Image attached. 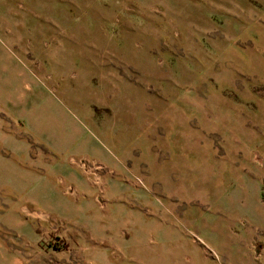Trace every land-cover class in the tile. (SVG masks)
I'll use <instances>...</instances> for the list:
<instances>
[{
  "label": "rangeland",
  "instance_id": "obj_1",
  "mask_svg": "<svg viewBox=\"0 0 264 264\" xmlns=\"http://www.w3.org/2000/svg\"><path fill=\"white\" fill-rule=\"evenodd\" d=\"M0 59V264H264V0H0Z\"/></svg>",
  "mask_w": 264,
  "mask_h": 264
},
{
  "label": "crops",
  "instance_id": "obj_2",
  "mask_svg": "<svg viewBox=\"0 0 264 264\" xmlns=\"http://www.w3.org/2000/svg\"><path fill=\"white\" fill-rule=\"evenodd\" d=\"M2 62L0 59V63ZM13 70L14 68L9 67L8 64L0 65V112L8 116H12L17 109L19 115H21V107L24 103V93L21 91L22 85L18 83L17 79L20 74Z\"/></svg>",
  "mask_w": 264,
  "mask_h": 264
}]
</instances>
